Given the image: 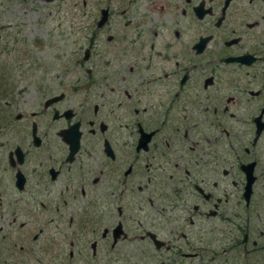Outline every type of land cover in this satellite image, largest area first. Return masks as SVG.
Returning <instances> with one entry per match:
<instances>
[{
    "label": "flooded vegetation",
    "instance_id": "af4514ba",
    "mask_svg": "<svg viewBox=\"0 0 264 264\" xmlns=\"http://www.w3.org/2000/svg\"><path fill=\"white\" fill-rule=\"evenodd\" d=\"M37 12L77 15L80 96L0 101V264H264V0H0Z\"/></svg>",
    "mask_w": 264,
    "mask_h": 264
},
{
    "label": "rangeland",
    "instance_id": "374dc122",
    "mask_svg": "<svg viewBox=\"0 0 264 264\" xmlns=\"http://www.w3.org/2000/svg\"><path fill=\"white\" fill-rule=\"evenodd\" d=\"M67 5L71 6V3ZM76 16L71 13L50 15L43 12L29 15L19 13L0 15L1 22L9 23V28L2 30L3 34L9 32V35H4L3 38L25 40L24 43L10 41L6 46H0V49L7 48L6 52L0 53V86L2 87V89L0 87V101L11 104L3 108L6 109L8 117H12L16 109H22L23 104L33 100L41 102L45 96L60 91L67 92L69 101L74 104L79 100L80 89L73 90L82 81L78 72L79 68L76 66V59L80 54L77 46ZM14 21L23 26H13ZM16 31L20 36H16L14 33ZM65 67L68 71L62 75L61 71ZM123 224L125 230L130 229L129 223ZM109 240L108 236L101 238L102 251L94 257L83 254L84 261L79 262L75 258L71 263L133 264L131 260L137 264L146 260L157 262L156 254L154 258L146 259L136 249L130 250L135 241L126 239L121 242L122 240L118 239L115 248L110 250L107 248Z\"/></svg>",
    "mask_w": 264,
    "mask_h": 264
},
{
    "label": "water",
    "instance_id": "95a60500",
    "mask_svg": "<svg viewBox=\"0 0 264 264\" xmlns=\"http://www.w3.org/2000/svg\"><path fill=\"white\" fill-rule=\"evenodd\" d=\"M76 137V133H74V138Z\"/></svg>",
    "mask_w": 264,
    "mask_h": 264
}]
</instances>
